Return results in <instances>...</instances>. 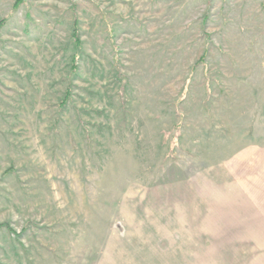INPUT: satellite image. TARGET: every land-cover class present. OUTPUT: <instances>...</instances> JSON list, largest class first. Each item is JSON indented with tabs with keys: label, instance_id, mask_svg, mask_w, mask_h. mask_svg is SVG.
Returning a JSON list of instances; mask_svg holds the SVG:
<instances>
[{
	"label": "rangeland",
	"instance_id": "rangeland-1",
	"mask_svg": "<svg viewBox=\"0 0 264 264\" xmlns=\"http://www.w3.org/2000/svg\"><path fill=\"white\" fill-rule=\"evenodd\" d=\"M15 1L0 264H264V0Z\"/></svg>",
	"mask_w": 264,
	"mask_h": 264
},
{
	"label": "crops",
	"instance_id": "crops-1",
	"mask_svg": "<svg viewBox=\"0 0 264 264\" xmlns=\"http://www.w3.org/2000/svg\"><path fill=\"white\" fill-rule=\"evenodd\" d=\"M242 195V199L249 208L248 221L250 224L248 228H250V230L248 233H257V236L253 235L252 238H259V235H262L261 243L264 251V188L261 192V187H251L245 179H242Z\"/></svg>",
	"mask_w": 264,
	"mask_h": 264
},
{
	"label": "trees",
	"instance_id": "trees-1",
	"mask_svg": "<svg viewBox=\"0 0 264 264\" xmlns=\"http://www.w3.org/2000/svg\"><path fill=\"white\" fill-rule=\"evenodd\" d=\"M23 2V0H16L15 1V3H14V5H13V8L14 9H16V8H18L19 7V5L21 4ZM3 23V21L0 23V25ZM71 39H72V42H73V44H74V46H75V49H76V51L79 49V46H80V41H79V38H78V33H77V28L75 27V25H74V27H73V30H72V35H71ZM76 55L74 54L73 56H72V67H73V69H76V65H75V61H76ZM202 60V59H201ZM70 99V90L69 89H67L66 90V93H65V95H64V97H63V99H62V101L60 102V107H65V105H66V103H67V101ZM3 226H5L6 228H9L8 227V225H6V224H3V225H0V228L1 227H3Z\"/></svg>",
	"mask_w": 264,
	"mask_h": 264
}]
</instances>
